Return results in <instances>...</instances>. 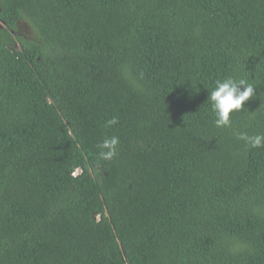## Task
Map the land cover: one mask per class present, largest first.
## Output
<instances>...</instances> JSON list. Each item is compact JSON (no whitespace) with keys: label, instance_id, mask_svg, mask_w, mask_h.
<instances>
[{"label":"trees","instance_id":"trees-1","mask_svg":"<svg viewBox=\"0 0 264 264\" xmlns=\"http://www.w3.org/2000/svg\"><path fill=\"white\" fill-rule=\"evenodd\" d=\"M0 24V264H264L241 138L264 137V0H0ZM229 75L255 94L218 127Z\"/></svg>","mask_w":264,"mask_h":264},{"label":"clouds","instance_id":"clouds-1","mask_svg":"<svg viewBox=\"0 0 264 264\" xmlns=\"http://www.w3.org/2000/svg\"><path fill=\"white\" fill-rule=\"evenodd\" d=\"M255 94L254 85L247 82L245 79H237L231 75L223 77L215 82V85L208 95V102L210 104L211 111L215 117L216 126H229L230 116L234 112L241 111L244 103L253 97ZM242 139L249 140L253 146H260L264 137H246L241 135ZM117 140L112 138L106 140L101 148L109 147L111 151L105 153L101 152L104 158H111L115 155V145Z\"/></svg>","mask_w":264,"mask_h":264},{"label":"rangeland","instance_id":"rangeland-1","mask_svg":"<svg viewBox=\"0 0 264 264\" xmlns=\"http://www.w3.org/2000/svg\"><path fill=\"white\" fill-rule=\"evenodd\" d=\"M20 29H21V31L23 32L22 34H25L26 37L30 36V32H26V31H25L26 29H28V27H27L26 25H25V26L22 25V26L20 27ZM25 35H24V36H25Z\"/></svg>","mask_w":264,"mask_h":264},{"label":"flooded vegetation","instance_id":"flooded-vegetation-1","mask_svg":"<svg viewBox=\"0 0 264 264\" xmlns=\"http://www.w3.org/2000/svg\"><path fill=\"white\" fill-rule=\"evenodd\" d=\"M1 25V24H0ZM2 26V25H1Z\"/></svg>","mask_w":264,"mask_h":264}]
</instances>
